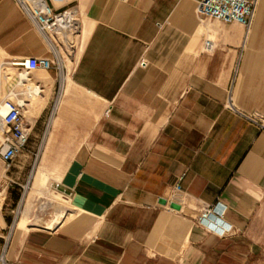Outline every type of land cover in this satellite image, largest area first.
I'll return each mask as SVG.
<instances>
[{
    "label": "crops",
    "instance_id": "obj_1",
    "mask_svg": "<svg viewBox=\"0 0 264 264\" xmlns=\"http://www.w3.org/2000/svg\"><path fill=\"white\" fill-rule=\"evenodd\" d=\"M78 9L86 40L45 147L56 156L62 202L44 225L15 226L6 259L264 264V0L247 34L238 24L202 21L196 0H78ZM0 52L10 66L52 60L14 0H0ZM34 73L41 92L30 90L35 104L26 106L39 113L24 117L33 141L57 86L54 70ZM178 183L181 209L159 204ZM204 206L222 212L219 231L197 222ZM13 222L2 203L0 252Z\"/></svg>",
    "mask_w": 264,
    "mask_h": 264
},
{
    "label": "built area",
    "instance_id": "obj_2",
    "mask_svg": "<svg viewBox=\"0 0 264 264\" xmlns=\"http://www.w3.org/2000/svg\"><path fill=\"white\" fill-rule=\"evenodd\" d=\"M14 2L31 22L33 27L47 40L52 60L49 58H29L13 64V67L19 70V75L26 76L28 82H30L29 75L38 70L44 72L54 70L57 82L54 99L48 109L44 130L37 151L34 154V161H37L44 141L49 135L51 124L58 112L66 81V68L64 67L61 57L55 54L56 39L54 40L52 36L54 38L59 35L66 36L68 33L78 30L81 14L78 9V0H14ZM257 2L258 0H196V13L202 21L217 22L223 25L238 24L243 26L247 34L251 27ZM213 48V42L207 39L204 42V50L211 53ZM144 65V62H141L140 66ZM237 71L238 65L234 70L232 80L228 87L229 109H233L231 95ZM23 87L25 91L22 94L13 95V93L10 92L9 98L1 103V106L5 108V114L2 117L1 123L2 144L0 149V160L7 170L11 167L15 158L25 151L29 144L30 133L29 129L24 124V116L22 114L25 101H16V98L19 96L27 95L30 97V87L28 85H23ZM36 88L41 92L38 86H36ZM252 120L255 119L252 118ZM14 184L15 183L11 181L7 187H12ZM17 186L24 191V187L20 185ZM162 199L166 201L167 206L174 203L181 207L184 196L182 195L180 184L178 183L174 186H170ZM13 213L14 222L8 228L5 245L0 252V264H11L6 259V249L15 228V220L17 219L16 213ZM221 216L222 212L218 210L216 206H204L200 211L197 222L205 225L210 231H219L220 229L217 224L222 222ZM211 218H213L212 221H210ZM221 230V234H223L225 230Z\"/></svg>",
    "mask_w": 264,
    "mask_h": 264
},
{
    "label": "rangeland",
    "instance_id": "obj_3",
    "mask_svg": "<svg viewBox=\"0 0 264 264\" xmlns=\"http://www.w3.org/2000/svg\"><path fill=\"white\" fill-rule=\"evenodd\" d=\"M79 23L80 29L70 32L66 36L59 35L55 38L62 46L60 48L56 42L60 57L66 68V77L68 79H70L72 69L78 61L77 58L79 59L86 40L83 29V18L80 17ZM13 84L18 88L16 94H22L25 91V88L22 86L23 83L20 84L19 81V70L10 66L5 54L0 52V105L4 100L9 98L8 96L12 92ZM26 84L31 88L35 86L32 82H27ZM16 99V101L20 102L25 101L22 110L25 118L38 115V108L26 106L29 103L35 104L30 97L26 95L19 96ZM1 132L2 127L0 124V149L2 144ZM47 140L48 137L44 141L37 161H34V154L37 151L40 139L35 141L29 140L26 150L15 158L8 170L0 160V205L4 203L6 208L12 209L16 213L17 222L15 226L16 228L23 229V231L44 225L45 220L42 218L49 213L53 214L54 210L62 202L60 194L55 190V181L58 180L60 172L51 169L55 166L56 156L45 155ZM11 181L15 184L12 187H7ZM17 185L24 187V191ZM9 196L13 203L8 201ZM7 204L9 205L8 207L6 206Z\"/></svg>",
    "mask_w": 264,
    "mask_h": 264
},
{
    "label": "bare ground",
    "instance_id": "obj_4",
    "mask_svg": "<svg viewBox=\"0 0 264 264\" xmlns=\"http://www.w3.org/2000/svg\"><path fill=\"white\" fill-rule=\"evenodd\" d=\"M19 81H20V84H22V86L25 84V83H27L28 82V78L26 77V76H24V75H19ZM30 87V86H29ZM37 90L38 92H39V94H40V91L36 88V87H34V88H31L30 87V90ZM36 91V92H37ZM35 93V92H34ZM36 95V94H35ZM5 114V108H3L1 105H0V124L2 123V117H3V115ZM2 125V124H1ZM22 205V204H21Z\"/></svg>",
    "mask_w": 264,
    "mask_h": 264
},
{
    "label": "water",
    "instance_id": "obj_5",
    "mask_svg": "<svg viewBox=\"0 0 264 264\" xmlns=\"http://www.w3.org/2000/svg\"><path fill=\"white\" fill-rule=\"evenodd\" d=\"M158 203L161 204V205H163V206H166V205H167V203H166V201H165L164 199H160V200L158 201ZM168 207H169L170 209H172V210H176V211H179V210L181 209L180 205H178V204H174V203L169 204Z\"/></svg>",
    "mask_w": 264,
    "mask_h": 264
}]
</instances>
